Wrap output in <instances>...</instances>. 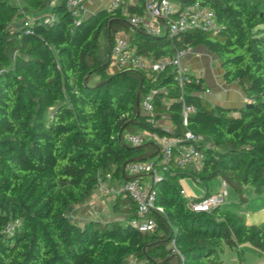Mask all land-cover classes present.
Here are the masks:
<instances>
[{
    "label": "trees",
    "instance_id": "obj_1",
    "mask_svg": "<svg viewBox=\"0 0 264 264\" xmlns=\"http://www.w3.org/2000/svg\"><path fill=\"white\" fill-rule=\"evenodd\" d=\"M18 1L20 8L0 0V264H219L224 246L241 263L248 248L264 250V230L220 206L190 210L178 182L189 175L207 184L219 176L241 201L247 186L264 195V0H199L215 12L218 32L186 30L171 37L128 24L124 12L140 13L139 3L75 17L66 0ZM17 14L22 24L9 29ZM120 32L142 55L206 47L218 58L224 81L248 95L249 106L212 105L201 83L188 82L182 97L195 111L183 126L170 75L152 80L131 67L107 72L110 59L99 52L100 38L108 51ZM152 86L158 88L153 117H166L170 130L151 124L138 107ZM186 128L210 144L199 143L204 159L197 173L174 169L153 184L164 209L155 231L142 233L130 224L134 204L124 194L117 195L127 206L122 219H70L67 208L88 198L98 173H110L116 182L146 177L125 166L152 157L156 147L127 145L123 132L178 136ZM14 219L20 228L5 232ZM171 240L183 260L169 252Z\"/></svg>",
    "mask_w": 264,
    "mask_h": 264
},
{
    "label": "built area",
    "instance_id": "obj_2",
    "mask_svg": "<svg viewBox=\"0 0 264 264\" xmlns=\"http://www.w3.org/2000/svg\"><path fill=\"white\" fill-rule=\"evenodd\" d=\"M84 0H66V7L75 17H79ZM126 0H107L109 9L121 6ZM142 5V12L128 14L124 12L127 22L131 27L142 28L145 33L155 36L166 35L171 37L186 30H203L216 33L219 25L215 12L199 0H190L177 6L171 0H136ZM48 17L47 20H50ZM129 37L125 33H118L109 48L110 64L118 68H136L143 71L152 80L159 74H168L177 87L180 94L182 125L187 126L188 116L195 111L191 103H185L182 97L184 86L188 82L201 83L203 68H190L184 61V57L190 54L192 46L185 45L177 48L171 54H162L158 57L153 55H142L135 52L134 47L129 45ZM203 86L202 95L209 94L210 88ZM152 86L143 93L138 103L142 113L148 116V121L158 125V119L153 117L154 104L153 95L157 91ZM121 141L130 146L151 144L156 147L152 157L144 160L131 161L126 164L125 170L130 174H146L145 179L138 177L116 182L110 173H98L96 190L110 191L115 195H127L134 204V214L130 224L140 232H152L158 228V218L164 216V209L156 202V184L166 173L171 170H189L197 173L203 164L204 151L199 146L202 135L186 128L178 135L160 134L157 130L139 129L136 131H125ZM106 180H112L114 186H107ZM227 183L222 180V186L216 191L202 194L198 198H191L185 192H181L185 198L186 206L194 211H210L221 206L226 196ZM18 225L19 219L8 221L4 230L13 232ZM168 250L183 260V255L174 240L168 244Z\"/></svg>",
    "mask_w": 264,
    "mask_h": 264
},
{
    "label": "crops",
    "instance_id": "obj_3",
    "mask_svg": "<svg viewBox=\"0 0 264 264\" xmlns=\"http://www.w3.org/2000/svg\"><path fill=\"white\" fill-rule=\"evenodd\" d=\"M175 3L174 0H171ZM141 5L139 1L136 0H126L122 5L126 6H137ZM100 8H108L107 0H84L82 6L81 16H87L95 13ZM142 10V5H141ZM142 12V11H141ZM140 12V13H141ZM138 13V12H137ZM124 33V32H120ZM125 35H127L125 33ZM128 36V35H127ZM187 65L194 68H203L202 84L210 88L211 92L209 94L203 95L212 105H221L231 108H241L250 99L248 95L241 89V87L236 82H225L222 75L223 71L220 67L218 58L211 53L206 47L202 45L192 46V51L187 54L184 58ZM238 112L234 111L233 114L236 115ZM158 125L164 130L171 129V123L166 117H161L158 119ZM147 180V177L144 178ZM223 180V179H222ZM182 188V183L179 182ZM185 192L191 198H198L204 191L213 192L219 188L210 189L207 185L204 186L203 193L196 197L197 190L194 186H191L188 181L184 183ZM222 186V185H221ZM221 188V187H220ZM226 195H229L226 189ZM242 195L245 197L244 201H240L241 204L246 205L248 199L260 197L262 205L256 211H248L245 214H237L242 218V221L246 225H255L260 230H264V195H256L252 192L250 187H244L242 189ZM235 197L236 195L233 194ZM234 202V199L226 200L220 206L223 211H230V204ZM236 214V213H235ZM220 263L219 264H264V250L257 249L254 247L248 248L245 252L243 260L241 263L238 262L235 252L227 246H224L223 251L219 254Z\"/></svg>",
    "mask_w": 264,
    "mask_h": 264
},
{
    "label": "rangeland",
    "instance_id": "obj_4",
    "mask_svg": "<svg viewBox=\"0 0 264 264\" xmlns=\"http://www.w3.org/2000/svg\"><path fill=\"white\" fill-rule=\"evenodd\" d=\"M8 2L15 4L20 8L21 3L18 0H8ZM83 9L80 10V15L82 14ZM34 14L31 10L25 12V16H27L29 19ZM23 22V17L20 15H15L12 19V21L8 24L9 29H15L19 27ZM264 26V25H262ZM100 54H107V46L105 42L103 41V38H100ZM116 70L115 65L110 64V66L107 69V72L111 73ZM96 80L95 77H92V79L89 80L90 83L94 82ZM142 112V110L140 109ZM203 145L210 144V141L205 137L202 136V142ZM148 180V179H147ZM146 180V181H147ZM188 181L191 186H194L197 190L196 197L203 193L204 186L207 185L210 189L220 188L222 185V178L217 176L212 179H210L207 184H205L203 181H200L196 179V177L193 176H183L178 179V182L182 183V188L185 189L184 183ZM105 183L107 186H114V182L112 180H106ZM226 189L229 192V195L225 196L224 201L234 199V202L230 204V211L236 213V214H245L248 211H256L260 208L262 205V201L260 197L256 198H250L248 199V202L246 205L241 204L239 201L240 193L234 190L233 187H231L229 184H227ZM233 194L236 196L234 197ZM127 208L126 205L122 203L121 200L117 198V195L111 193L110 191H99L94 189L92 193L81 203H76L70 205L66 212L70 219L78 224H82L85 221L89 219H101V220H107L110 218H117L122 219L124 218L126 212L125 209ZM17 228H20V225H18Z\"/></svg>",
    "mask_w": 264,
    "mask_h": 264
},
{
    "label": "water",
    "instance_id": "obj_5",
    "mask_svg": "<svg viewBox=\"0 0 264 264\" xmlns=\"http://www.w3.org/2000/svg\"><path fill=\"white\" fill-rule=\"evenodd\" d=\"M166 31L164 32V35H166ZM107 56H109V50L107 51V54H106ZM249 106V103H246L245 105H244V107L245 108H247ZM227 108H231V107H227Z\"/></svg>",
    "mask_w": 264,
    "mask_h": 264
}]
</instances>
